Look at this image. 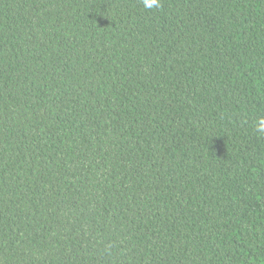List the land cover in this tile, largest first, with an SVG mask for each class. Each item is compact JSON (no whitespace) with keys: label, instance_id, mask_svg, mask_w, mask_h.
Masks as SVG:
<instances>
[{"label":"trees","instance_id":"16d2710c","mask_svg":"<svg viewBox=\"0 0 264 264\" xmlns=\"http://www.w3.org/2000/svg\"><path fill=\"white\" fill-rule=\"evenodd\" d=\"M0 0V264H264V0Z\"/></svg>","mask_w":264,"mask_h":264},{"label":"clouds","instance_id":"9594fccd","mask_svg":"<svg viewBox=\"0 0 264 264\" xmlns=\"http://www.w3.org/2000/svg\"><path fill=\"white\" fill-rule=\"evenodd\" d=\"M144 6L146 8H156L159 7V0H143ZM255 131L258 134H264V117H260L255 125Z\"/></svg>","mask_w":264,"mask_h":264}]
</instances>
